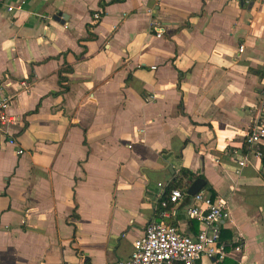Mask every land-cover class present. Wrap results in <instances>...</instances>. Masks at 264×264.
Wrapping results in <instances>:
<instances>
[{"label":"crops","instance_id":"1","mask_svg":"<svg viewBox=\"0 0 264 264\" xmlns=\"http://www.w3.org/2000/svg\"><path fill=\"white\" fill-rule=\"evenodd\" d=\"M263 85L264 0L0 4V99L18 117L0 129V264H116L153 218L194 236L199 177L231 214L225 263L264 264L261 156L236 162Z\"/></svg>","mask_w":264,"mask_h":264},{"label":"built area","instance_id":"2","mask_svg":"<svg viewBox=\"0 0 264 264\" xmlns=\"http://www.w3.org/2000/svg\"><path fill=\"white\" fill-rule=\"evenodd\" d=\"M7 1L0 0V4L6 5ZM14 8L12 5L7 6L8 11ZM100 16L99 13L93 14L95 22ZM149 30L157 38L163 37L165 33L163 23L156 17L150 18ZM242 50L241 45L240 51ZM8 106L7 98L0 99V129L5 133H8L9 127L18 120L17 116L7 114ZM8 141L14 143L11 137ZM245 144L247 153L236 158L239 167L246 165L249 153L255 156L264 154V85L259 92L258 104L252 110ZM17 153L21 154L22 150L18 149ZM183 197L184 193L180 189H172L166 198L158 201L159 214L163 218L167 217L168 205H177ZM186 211L200 223L199 231L194 236L179 232L174 225L166 223L163 219L153 218L145 225L142 235L133 241L130 256L116 264H197L198 259L203 256L219 264H226L227 245L220 238L222 228L231 218L226 203L199 191L192 195V203Z\"/></svg>","mask_w":264,"mask_h":264},{"label":"trees","instance_id":"3","mask_svg":"<svg viewBox=\"0 0 264 264\" xmlns=\"http://www.w3.org/2000/svg\"><path fill=\"white\" fill-rule=\"evenodd\" d=\"M60 80L63 81V80H65V78L60 76ZM261 163H262V166H263L262 175H263V178H264V154L261 156ZM183 175L188 176V175H190V173H188L187 171H183L182 176ZM181 177L180 178H176L174 181H172L170 183V185L168 186V191L169 192L172 189H180L182 192L184 191L183 188H182L183 187V184H182V178Z\"/></svg>","mask_w":264,"mask_h":264},{"label":"water","instance_id":"4","mask_svg":"<svg viewBox=\"0 0 264 264\" xmlns=\"http://www.w3.org/2000/svg\"><path fill=\"white\" fill-rule=\"evenodd\" d=\"M205 185V181L204 179L202 178H197L195 179L192 184L189 186L187 192L190 194V195H194L196 194L197 192H199L203 186Z\"/></svg>","mask_w":264,"mask_h":264}]
</instances>
